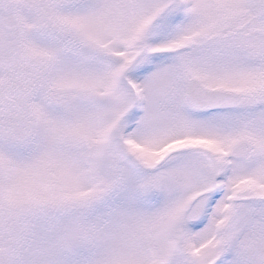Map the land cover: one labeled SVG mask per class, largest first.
<instances>
[{
    "label": "snow or ice",
    "instance_id": "1",
    "mask_svg": "<svg viewBox=\"0 0 264 264\" xmlns=\"http://www.w3.org/2000/svg\"><path fill=\"white\" fill-rule=\"evenodd\" d=\"M0 264H264V0H0Z\"/></svg>",
    "mask_w": 264,
    "mask_h": 264
}]
</instances>
